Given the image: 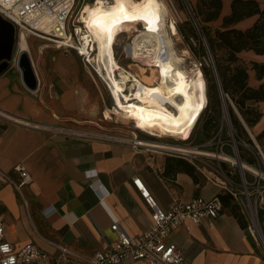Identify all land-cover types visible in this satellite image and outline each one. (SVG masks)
<instances>
[{"label":"crops","instance_id":"crops-1","mask_svg":"<svg viewBox=\"0 0 264 264\" xmlns=\"http://www.w3.org/2000/svg\"><path fill=\"white\" fill-rule=\"evenodd\" d=\"M200 1L184 0L191 9L201 7ZM234 1L220 0L218 16L205 23L221 29ZM210 10L205 6V13ZM256 19L245 18L233 27L248 29ZM32 38H27V53L36 88L30 90L22 81L16 65L19 48L0 73V114L5 117L0 116V219L7 241L17 248L32 243L51 256L62 246L79 259H87L106 251L116 240L113 218L130 237L149 229L151 210L133 180L139 179L163 209L174 200L187 203L195 197L227 194L223 178L213 168L200 169L194 163L182 166L169 152L127 144L123 138L129 136L85 137L100 134L86 127L113 121L109 109L101 112L99 108V86L91 70L73 52L49 51L43 56L41 46L34 50L30 45ZM238 57L247 63H264V56L252 51ZM261 82L264 79L258 81L255 72L248 70L249 86ZM262 128L264 118L255 125L258 131ZM16 165H22L30 176L19 191L1 176L18 181ZM94 183L97 191L91 188ZM259 213L257 234L249 229L243 214L246 227L222 207L217 218L199 225L185 222L167 241L177 246L188 264H264L260 241H264V197ZM121 264L142 263L126 260Z\"/></svg>","mask_w":264,"mask_h":264},{"label":"bare ground","instance_id":"bare-ground-1","mask_svg":"<svg viewBox=\"0 0 264 264\" xmlns=\"http://www.w3.org/2000/svg\"><path fill=\"white\" fill-rule=\"evenodd\" d=\"M99 1L97 7L98 2H84L81 7L83 36L94 47L91 61L110 91L113 107L149 129L136 126V131L155 139H139L132 133L123 138L125 142L184 156L214 158L236 165L242 173L264 179V172L246 162L239 163L234 156L169 143V140L187 142L185 139L197 124L208 98L199 67L182 66L185 54H178L173 44L178 31L165 0ZM122 34L130 38L124 44L126 58L140 64L138 69L149 76L137 77L120 64L113 46ZM17 47L28 52L24 35L19 36ZM85 137L103 140L109 136L91 133ZM251 219L257 234L259 225L255 213Z\"/></svg>","mask_w":264,"mask_h":264},{"label":"built area","instance_id":"built-area-1","mask_svg":"<svg viewBox=\"0 0 264 264\" xmlns=\"http://www.w3.org/2000/svg\"><path fill=\"white\" fill-rule=\"evenodd\" d=\"M85 1L0 0V17L14 27L15 35L18 38L20 35H24L26 38L34 37L52 43L65 53L73 52L89 64L94 72L98 73L91 61L94 55L93 43L90 39H85L84 30L82 31L84 28L81 7ZM115 46L116 42L113 46L114 53ZM122 55L127 56L124 46ZM0 116L3 117L2 114ZM259 154L261 155L260 151ZM187 157L197 159L196 156ZM234 157L241 163L237 153L234 154ZM259 160L264 163V159L259 158ZM232 167L229 173H226L220 165L213 169L223 178L226 193L239 204L249 229L256 233L251 216L255 213L259 225L260 203L264 197V179L242 173L239 169L240 182H238ZM253 167L259 172H264L259 166ZM14 171L19 175L18 181H13L3 174L1 176L19 191L29 183L30 176L22 165H16ZM246 174L250 176V179L246 178ZM133 184L152 214V223L149 229L139 237L127 235L121 229L118 221L113 218L111 230L117 237L106 251L96 252L87 259H79L67 248L57 246V254L51 256L32 243L15 247L5 239V226L0 219V264H121L126 260L139 261L142 264H188L177 246L168 242L167 239L173 230L182 227L185 222L199 225L205 219L217 218L222 209L219 197L212 199L195 197L187 203L174 200L167 209H163L139 179L133 180ZM91 188L97 191L99 186L94 183ZM261 218L264 219V215ZM260 241L264 244V241L261 239Z\"/></svg>","mask_w":264,"mask_h":264},{"label":"rangeland","instance_id":"rangeland-1","mask_svg":"<svg viewBox=\"0 0 264 264\" xmlns=\"http://www.w3.org/2000/svg\"><path fill=\"white\" fill-rule=\"evenodd\" d=\"M95 1L96 0H86L85 2L93 3ZM100 2L101 1H98L96 7ZM165 2L168 8L170 7L169 12L172 20L175 23L173 24L175 25L176 28L178 27L182 28L183 33L186 35V38H184L179 32H177L176 37H173V44L178 54L180 55L185 54V56L182 57L184 59L182 66L185 68H192L195 66L199 67L201 74L204 76L206 81V94L208 98V106L201 114L197 124L192 128L190 134L187 136L188 138L186 139L181 138L187 140V142H178V141L169 140V143L187 144L201 150L210 151L214 153L223 152L224 154H228L231 156H234V154L237 153L241 161L251 164L252 166H256V167L259 166L261 170L264 171V163H262L261 160H259V158L264 159V128H262L261 131H258L255 129V126L253 127L248 126V124L246 123V121L238 111V109L229 99V106L231 107L234 116L241 125L240 128L235 129L233 126V118L230 115L228 105H226L227 106L226 110L228 113V117H227V114L222 108L219 100L216 101L217 99L215 100V98H213L211 94H209V85L203 73V69L212 68L211 59L202 41L199 29L195 24L192 13H194V11L203 13V15H200L197 18L195 16V18L199 24L200 29H202V27L205 28V33L203 30L202 31L204 33L206 42L207 39L214 36V32L217 28L211 25H207L203 21L204 20L203 7L197 6L196 9L190 10V6L187 5V3L184 2V0H165ZM259 3L261 5H264V0H259ZM129 41L130 38H128L126 34H122L118 37L115 46V52H116L115 54L117 59L126 70L131 71L137 77H141V75L149 76L150 74L144 73L143 71H140L138 69L140 68V64L136 62H132L130 59H127L124 55H122V48L124 44L129 43ZM17 42H18V36L15 35V43H14L15 50L18 49ZM29 43L34 48V50H37L41 46L43 50V56L46 55V57L49 51L60 52L55 48V45L47 41H42L32 38L31 40H29ZM215 54L218 57H225L226 50L217 49ZM32 56L35 58L33 52H32ZM211 57L212 60H214L212 53H211ZM83 63L91 70L94 76V80L99 86V91H100L99 108L101 112H103L106 109H109L113 117V121H109V120L104 122L97 121L99 126L93 125L90 126L91 128L86 127L85 130L97 131L100 132V134L108 133V134L121 135V136H132V133H136L139 139L155 140L151 137H148L144 133L136 131L135 128L136 126L137 128L148 129L146 126L139 123L132 116H128L126 114L118 112L113 107V102L111 100L112 96L110 94V91L106 83L103 82V79L98 73L93 71L92 67L89 64L82 61L81 64ZM235 65H240L241 67L244 68H250V65L246 61H242L241 63L238 62ZM254 107L259 112L262 113L261 118H264V109H262V107H264V103L255 104ZM228 118L230 123H228ZM248 141H250L251 144H249ZM259 151L261 152L262 156L259 154ZM171 154L174 155L175 157L174 160H178L182 166L191 167L192 165L191 163H194V165L200 169H202L203 166H208V167L210 166L209 168L207 167V169L210 170L211 168H217L218 165H220L224 170H229L232 167L231 165L230 166L228 164L225 165L213 158L197 157V159H193L191 157H187L181 154H176V153H171ZM232 168H233V173H236L235 174L236 179L238 180V182H240L239 168H237L236 166ZM246 178L250 179V176L246 174ZM230 205L235 206L236 208L235 211L237 213L242 214L239 204L234 199L230 200ZM260 220L261 219L259 213V224L261 222Z\"/></svg>","mask_w":264,"mask_h":264},{"label":"trees","instance_id":"trees-1","mask_svg":"<svg viewBox=\"0 0 264 264\" xmlns=\"http://www.w3.org/2000/svg\"><path fill=\"white\" fill-rule=\"evenodd\" d=\"M200 2V6L203 7L204 10L203 21L209 22L214 20L218 16L221 7L220 0H201ZM205 6H208L209 10L210 8L212 10L205 13ZM194 15L197 18L203 15V13L194 11ZM252 16H257V19L248 29L240 30L233 27L235 23ZM177 29L178 32L186 38L183 29L180 27ZM202 30L205 33L204 27H202ZM207 44L213 54L214 65L226 105H228L230 115L233 118L234 128L238 129L241 125L229 106V99L238 109L248 126H255L260 121L262 113L259 112L254 105L264 103V82H261L256 88L249 86L248 70H253L257 80L261 81L264 79V63H248L250 68H244L235 64L242 62L238 55L244 51H252L256 55L264 56V8H261L259 3L255 0L234 1L232 3L230 15L223 20L222 28L215 30L214 36L207 39ZM217 49H225L226 56L218 57L215 54ZM203 73L209 85V94H211L215 100L217 99L216 101L219 100L220 102L219 90L213 68H205L203 69ZM248 143L251 144L250 141H248ZM219 199L222 207L229 209L237 218L240 225L246 227L243 215L235 211V206L230 205V195H220Z\"/></svg>","mask_w":264,"mask_h":264},{"label":"water","instance_id":"water-1","mask_svg":"<svg viewBox=\"0 0 264 264\" xmlns=\"http://www.w3.org/2000/svg\"><path fill=\"white\" fill-rule=\"evenodd\" d=\"M190 10L192 9L190 8ZM192 15H193L195 24L199 29L200 36L206 47L208 55L211 59V63H212L211 65L213 68V72H214L216 83H217L218 90H219L220 104L228 117V113L226 110L227 109L226 102H225V99L222 93V89L220 86V82H219L218 74H217V71L214 65V61L212 60V57H211L209 46L206 42L202 29H200L199 27V24L195 18L194 13H192ZM14 43H15L14 27L10 23L4 21L0 17V73H2L9 66L10 61L12 60ZM16 65L21 71L22 81L25 84V86L30 90H34L37 86V79L35 77L32 61L30 59L29 54L25 51H19V53L17 54ZM228 123H230L229 118H228Z\"/></svg>","mask_w":264,"mask_h":264},{"label":"snow or ice","instance_id":"snow-or-ice-1","mask_svg":"<svg viewBox=\"0 0 264 264\" xmlns=\"http://www.w3.org/2000/svg\"><path fill=\"white\" fill-rule=\"evenodd\" d=\"M150 2H151V0H150ZM126 18H129V17L126 16ZM131 18H132V19H135V17H131ZM140 18L142 19L143 17H140Z\"/></svg>","mask_w":264,"mask_h":264}]
</instances>
